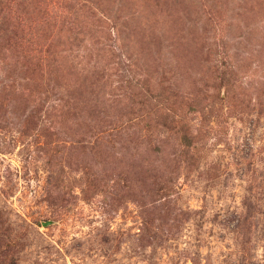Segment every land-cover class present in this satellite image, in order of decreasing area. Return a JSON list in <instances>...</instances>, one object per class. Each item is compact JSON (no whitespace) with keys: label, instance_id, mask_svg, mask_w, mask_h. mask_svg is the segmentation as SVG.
Listing matches in <instances>:
<instances>
[{"label":"rangeland","instance_id":"1","mask_svg":"<svg viewBox=\"0 0 264 264\" xmlns=\"http://www.w3.org/2000/svg\"><path fill=\"white\" fill-rule=\"evenodd\" d=\"M0 264H264V0H0Z\"/></svg>","mask_w":264,"mask_h":264}]
</instances>
